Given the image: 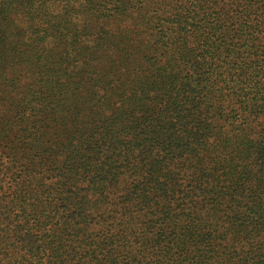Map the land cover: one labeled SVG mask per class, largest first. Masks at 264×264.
<instances>
[{
	"label": "trees",
	"instance_id": "16d2710c",
	"mask_svg": "<svg viewBox=\"0 0 264 264\" xmlns=\"http://www.w3.org/2000/svg\"><path fill=\"white\" fill-rule=\"evenodd\" d=\"M0 264H264V0H0Z\"/></svg>",
	"mask_w": 264,
	"mask_h": 264
}]
</instances>
